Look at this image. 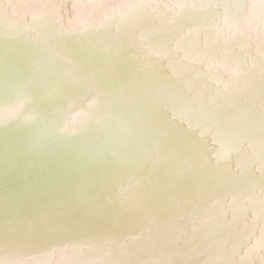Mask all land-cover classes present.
<instances>
[{
    "label": "bare ground",
    "instance_id": "1",
    "mask_svg": "<svg viewBox=\"0 0 264 264\" xmlns=\"http://www.w3.org/2000/svg\"><path fill=\"white\" fill-rule=\"evenodd\" d=\"M56 4L66 28L112 21L59 38L34 19L45 0H0L17 45L7 54L0 29V264H262L264 0ZM197 27L205 59L173 50ZM105 146L114 160H99ZM50 228L57 248L29 242Z\"/></svg>",
    "mask_w": 264,
    "mask_h": 264
},
{
    "label": "snow or ice",
    "instance_id": "2",
    "mask_svg": "<svg viewBox=\"0 0 264 264\" xmlns=\"http://www.w3.org/2000/svg\"><path fill=\"white\" fill-rule=\"evenodd\" d=\"M209 6H211L209 4ZM185 5L180 4L177 6L178 10H182ZM179 14V11L174 12L173 16L169 17L166 21L167 25H171L174 22V18L176 15ZM34 19L36 21H46L52 28V31L56 34L59 38H73L77 40L83 39L87 36L90 32L99 30L100 28L106 26L108 23H111L112 16L106 15L105 19L99 23H94L87 18H74L73 21H70L72 25L69 28L64 26L63 17L60 14L59 6L56 4V0H45V7L44 9L39 12ZM127 17L121 16V22H126ZM227 23V22H226ZM202 29L200 28H190L187 31L181 30L173 41V50L175 51H183L186 58L192 59L199 57L200 59H205L199 52H197L190 44V41L194 37H198ZM214 31L216 32L217 36H221L224 33V28L216 25L214 27ZM209 41L205 40L204 47H210ZM71 69L69 72L71 73ZM98 105V98H93L88 101V108L92 109ZM77 115H82L86 118L87 113H78ZM75 119V117H74ZM83 122V121H81ZM127 189H122L121 192H126ZM260 222L264 225V199L260 201ZM55 229H46L40 232H30L28 236V240L30 243H40L48 245L46 250L57 248L51 241V233L54 232ZM261 240L258 241V247L260 249H264V227L261 228ZM70 246L73 247H80L79 244H72ZM59 250H65V247H59ZM262 264H264V257H262Z\"/></svg>",
    "mask_w": 264,
    "mask_h": 264
},
{
    "label": "water",
    "instance_id": "3",
    "mask_svg": "<svg viewBox=\"0 0 264 264\" xmlns=\"http://www.w3.org/2000/svg\"><path fill=\"white\" fill-rule=\"evenodd\" d=\"M0 29H3L1 32L6 36L3 42H4V44H6L8 46L7 54H9L10 51L11 52L12 51L13 52H17V45H13L11 43H8L9 40H10L9 38L12 37V32L10 30H6L4 28H0ZM11 40L17 44V41L16 40H14V39H11ZM11 45H13V46L10 48ZM8 57H9V55H8ZM54 83H56L55 80L53 81V84ZM13 122H16V121H13ZM83 131L84 130H82V132ZM102 149L104 151L100 154V158H99V160L101 162H104V160H106V159L108 161H110L112 159L114 160V158L118 154V150L115 149V148H113V147H106L105 146ZM10 157H11V159H16L17 160V155L11 154ZM15 168L17 170V166ZM8 175H9L10 180L17 181V173L16 174H14V173H8ZM89 184L76 187V189H78L79 192H84L86 189L89 188ZM14 191H15L14 196L16 198V202L17 203H30V204H33L34 201L26 200V199L17 201V189H15ZM108 195H111V194L108 193L107 191H105V195L102 194L101 192H98L92 199H90L88 201V198L85 195H80L77 192H73L64 201H62L63 202L62 205H66V206L72 207L74 205H79V204H82V203H86V204H88V203H98L100 201L106 200L107 199L106 197ZM8 231H9V226L7 227V224H5L2 227V229L0 230V239H3L4 241L7 240V239H9L10 238L9 235H5ZM16 242H17V240H16ZM12 248H15V247L10 246V247H8V250H15V251H17V248H15V249H12Z\"/></svg>",
    "mask_w": 264,
    "mask_h": 264
}]
</instances>
